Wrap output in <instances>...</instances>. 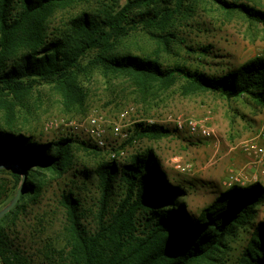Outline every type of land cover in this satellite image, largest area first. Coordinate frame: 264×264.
Returning a JSON list of instances; mask_svg holds the SVG:
<instances>
[{
	"label": "trees",
	"instance_id": "1",
	"mask_svg": "<svg viewBox=\"0 0 264 264\" xmlns=\"http://www.w3.org/2000/svg\"><path fill=\"white\" fill-rule=\"evenodd\" d=\"M86 1L0 0V163H16L26 173L19 203L0 221L2 264H33L17 245L19 222L30 207L40 204L49 185L60 183L74 168L75 150L104 153L72 138L42 141L18 127L19 107L39 87L51 86L65 107L74 108L87 98L83 78L101 71L128 77L143 95L183 79L188 94L210 92L227 100L251 97L264 105V56L211 76L182 67L165 69L142 55L124 53L123 43L141 25L146 30L170 27L178 14L175 10L168 6L149 10L159 0H115V7L104 5L98 13L89 9L65 26L53 27L57 13ZM177 1L176 7L186 2ZM215 1L264 25L260 9ZM136 133L170 135L163 127L145 124L137 125ZM79 172L86 178L91 174L79 170L76 175ZM93 173L99 191L93 220L85 218L78 191L64 190L58 204L65 216L61 231L65 245L57 251L59 260L44 264H264V222L250 221L264 200L261 183L230 187L198 211L187 203L183 183L169 176L152 150L123 164L104 158ZM21 181L18 171L0 170V206L17 196ZM240 228L248 238L238 251L232 244L240 238Z\"/></svg>",
	"mask_w": 264,
	"mask_h": 264
},
{
	"label": "rangeland",
	"instance_id": "2",
	"mask_svg": "<svg viewBox=\"0 0 264 264\" xmlns=\"http://www.w3.org/2000/svg\"><path fill=\"white\" fill-rule=\"evenodd\" d=\"M221 1L249 4L264 11V0ZM115 3V0H87L73 9L57 13L53 18V27L65 26L67 20L83 11L92 9L98 13L104 5L115 7ZM125 3L123 1L121 7ZM177 4V0H159L158 6L152 5L149 9L152 13L168 6L178 14L166 30L156 27L146 30L141 25L139 31L123 43L124 53L142 55L165 69L182 67L211 76L264 56V25L250 22L239 12L230 11L215 0H186L183 7H176ZM209 47L208 54H203L204 48ZM82 84L87 91L84 105L65 107L61 96L51 86L45 85L36 89L23 107H19L18 127L26 134L42 141L72 138L76 142L104 149V153L98 155L76 149L74 168L60 183L49 185L40 204L30 207L22 216L16 242L30 255L33 264L60 259L57 251L65 245L61 233L65 216L58 200L64 190L78 191L76 194L84 203L85 218L89 222L93 220L99 198L98 182L93 171L104 158L123 164L134 155L152 150L169 176L178 177L177 182L186 185L188 177L195 173L198 176V181L194 182L197 190L186 189V200L190 207L198 211L211 205L219 192L230 187L237 185L245 188L252 183L264 185V161L243 148L244 143L256 137L264 122V105L251 97L227 100L210 92L188 94L183 79H178L171 88L158 85L143 95L128 77L106 76L101 71L89 73ZM178 118L206 122L215 130L221 152L223 147L235 148L243 155L247 163L240 173L227 175L225 187L220 188L203 174L209 169V161L213 157H202L207 153V146L214 142L190 137L185 139L175 131L174 121ZM140 124L163 127L170 131V135L161 138L137 135V125ZM98 135L104 141V147L98 145ZM221 157L218 154L214 160ZM176 158L181 159L190 170L177 173ZM79 170H88L91 174L88 178L82 172L76 175ZM231 175L239 179L232 186L229 185ZM205 183H212L215 187L205 189L202 187ZM118 195L121 196V193ZM6 206H0V211ZM189 213L198 215L194 210H189ZM250 221L264 222V200L257 209L256 218ZM240 235L232 244L238 251L246 245L248 238L242 228Z\"/></svg>",
	"mask_w": 264,
	"mask_h": 264
},
{
	"label": "crops",
	"instance_id": "3",
	"mask_svg": "<svg viewBox=\"0 0 264 264\" xmlns=\"http://www.w3.org/2000/svg\"><path fill=\"white\" fill-rule=\"evenodd\" d=\"M181 135H183L185 139H187L186 137L194 138V137H191L188 133H183ZM198 139L206 140L202 138H198ZM206 141H213L214 144H210L207 146L206 148L207 153L202 158H205L208 155H212L213 158H211V160L209 161V166H210L209 169L203 172V174H205L208 180H210L211 182L213 181L216 182L217 186H219L220 188H223L226 185L225 180L227 179V175L232 172L240 173L243 168V165L245 164V162L247 163V161L245 160L242 154H239L236 152L235 148L224 149L225 147H223V151L221 152L218 136H217V139H208ZM218 154L222 155V157L216 161L214 160V158H216ZM178 163L180 165H183V162L181 161V159L176 158L174 160L175 169L177 170V173L180 174L182 173V171L178 169ZM206 168H208V166ZM172 177L178 180V177H176L175 175H173ZM197 178L198 176L194 173L190 175V177H188L189 183L186 182V185L184 184L183 185L188 190H194V189L197 190V184L194 183L195 181L196 182L198 181ZM202 187L206 189L207 187L213 188L215 186L212 185V183L210 184L205 183V184H202ZM187 194H188V191H187Z\"/></svg>",
	"mask_w": 264,
	"mask_h": 264
},
{
	"label": "built area",
	"instance_id": "4",
	"mask_svg": "<svg viewBox=\"0 0 264 264\" xmlns=\"http://www.w3.org/2000/svg\"><path fill=\"white\" fill-rule=\"evenodd\" d=\"M174 127L175 131L177 133H188L191 137L194 138H202V139H217V135L215 130H213L211 127H209L206 122L199 121L196 119H183L178 118L174 121ZM118 131V129H117ZM99 136L98 145L100 147H104L105 143ZM244 150L259 159L260 161H264V122L261 127V130L256 135L255 138H253L250 141H247L243 144ZM178 169L182 172H187L190 170L189 166L180 165L178 163ZM233 173V172H232ZM231 173V174H232ZM229 185L232 186L233 184H237L239 182V179L235 177L234 175H231L230 177Z\"/></svg>",
	"mask_w": 264,
	"mask_h": 264
},
{
	"label": "water",
	"instance_id": "5",
	"mask_svg": "<svg viewBox=\"0 0 264 264\" xmlns=\"http://www.w3.org/2000/svg\"><path fill=\"white\" fill-rule=\"evenodd\" d=\"M0 170L18 171L19 174L22 177L21 186L19 188V191L17 193V196L14 198V200L8 206H6L2 211H0V221H1L19 203L20 198H21V193H22V191L24 189V184H25V180H26V173L16 163H0Z\"/></svg>",
	"mask_w": 264,
	"mask_h": 264
}]
</instances>
